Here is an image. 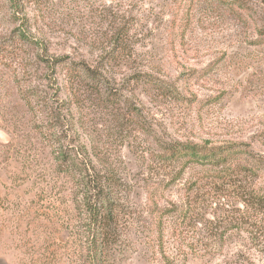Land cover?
Wrapping results in <instances>:
<instances>
[{"label":"rangeland","instance_id":"obj_1","mask_svg":"<svg viewBox=\"0 0 264 264\" xmlns=\"http://www.w3.org/2000/svg\"><path fill=\"white\" fill-rule=\"evenodd\" d=\"M260 1L0 0V264H94L60 149L119 179L104 264H264L243 193L264 167L201 178L161 158L185 141L264 154Z\"/></svg>","mask_w":264,"mask_h":264},{"label":"trees","instance_id":"obj_2","mask_svg":"<svg viewBox=\"0 0 264 264\" xmlns=\"http://www.w3.org/2000/svg\"><path fill=\"white\" fill-rule=\"evenodd\" d=\"M233 4L245 12L253 9V3L259 0H232ZM264 2V0H261ZM260 1V2H261ZM259 32L264 35V23ZM23 40L30 39L21 34ZM27 102L28 97L24 98ZM46 109L50 108L45 102ZM32 105V101H30ZM75 153L60 149L57 158L64 170L76 179L77 187L83 194V206L85 214L90 220L93 231L92 242L96 246L94 252V264H104L105 246L111 242L115 234V226L118 220V177L111 172L102 174L95 168H86L85 161L76 163ZM171 162L184 165L197 163L203 172L201 178H236L239 175L244 178H255V175L264 167V154L255 152L247 142H225L221 144L174 142L162 148V157ZM94 172H93V171ZM205 172V173H204ZM243 191L245 202L248 205L260 207L264 210V186L257 188L249 186ZM120 199V198H119ZM82 207V205H81ZM83 208V207H82ZM92 261V260H91Z\"/></svg>","mask_w":264,"mask_h":264}]
</instances>
